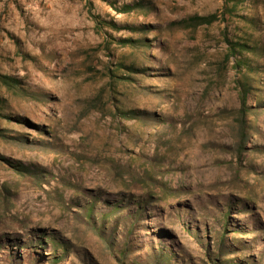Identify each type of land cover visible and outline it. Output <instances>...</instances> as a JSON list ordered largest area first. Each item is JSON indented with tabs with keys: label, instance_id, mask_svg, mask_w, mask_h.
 <instances>
[{
	"label": "rangeland",
	"instance_id": "1",
	"mask_svg": "<svg viewBox=\"0 0 264 264\" xmlns=\"http://www.w3.org/2000/svg\"><path fill=\"white\" fill-rule=\"evenodd\" d=\"M92 1L0 0V264H264V0Z\"/></svg>",
	"mask_w": 264,
	"mask_h": 264
},
{
	"label": "trees",
	"instance_id": "2",
	"mask_svg": "<svg viewBox=\"0 0 264 264\" xmlns=\"http://www.w3.org/2000/svg\"><path fill=\"white\" fill-rule=\"evenodd\" d=\"M246 0H224L223 6L221 8L220 12V19H227L228 17H233L236 15L237 8L239 5L243 4ZM113 3V2H112ZM114 5V4H113ZM86 10L88 15L93 19L95 23L96 30L104 35L103 38V44L102 46L108 50L109 46L111 45V41L109 38H111L110 34L105 30V28H118L117 25L110 21H105L104 19H101L97 14L93 12V1L92 0H86L85 3ZM143 3H134V4H124L120 7L114 9L118 12L127 13L134 11L135 9L142 8ZM218 19V15L216 13L211 14L207 17H200V16H192L189 18L188 21L192 23L193 25H202V24H211L213 21H216ZM116 40V39H115ZM119 45L127 46L128 44L133 43L130 39H117L116 41ZM225 42L227 45L226 48V56L225 59L227 61L232 60V69L237 74L238 78H235V86L237 88L238 98L240 107L238 109V113L241 118H244L247 116V114L250 111V106H247V97L249 94V84L247 80V73L251 71L252 64L250 61H248L247 57L244 56V53L250 52L253 50V47L249 44L242 42L241 40H233L229 38H225ZM126 69H129L130 71H133V68L130 66ZM124 80L129 79L128 76L123 77ZM0 86L4 87L7 91L13 92V93H22L24 91V88L21 86L20 80H18L15 77H12L10 75L6 74H0ZM1 111V109H0ZM0 117H4V115L0 112ZM8 118V117H7ZM2 161H4L6 164H8L11 168L15 169L17 172L23 174V173H31L30 170L25 168L24 166L20 164H16L9 159L6 158H0ZM88 218L91 219V215L87 214ZM119 257L125 256V250H120L118 252ZM51 259L50 263L52 264L54 261L58 259L56 255L49 257ZM223 261V260H222Z\"/></svg>",
	"mask_w": 264,
	"mask_h": 264
}]
</instances>
